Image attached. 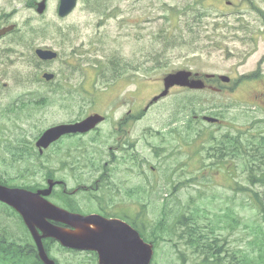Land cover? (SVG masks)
<instances>
[{"label":"rangeland","instance_id":"374dc122","mask_svg":"<svg viewBox=\"0 0 264 264\" xmlns=\"http://www.w3.org/2000/svg\"><path fill=\"white\" fill-rule=\"evenodd\" d=\"M32 1L42 0H0V13L10 14L8 22L19 29L2 42L15 52L7 58L6 74L0 79L7 84V88L0 85V109L19 95L27 103L18 138L10 121L8 133H0V141H8L0 142V179L11 185L43 187L49 167L56 162L50 157L55 147L44 156L37 152L35 143L44 131L91 113L125 115L132 110L141 116L136 138H143L146 146L140 155L148 160L143 171L135 168L130 177V188L135 187V224L148 241L155 242L154 264H182L181 254L192 259L180 237L185 227L176 225L182 215L192 223L196 216L206 236L220 240L225 253L219 258H242L239 255L245 251L257 259H249L250 264H264V252L257 257L259 246L249 244L263 215L252 204L251 194L238 190L242 185L263 192V187L250 185L247 168L241 169L243 157L233 162L229 143L226 150L219 149L225 135H264V111L255 106L256 97L264 92V74L249 77L264 70V0H78L76 10L66 18L58 15L60 0H48L43 16L29 7ZM37 47L54 49L58 61H40ZM70 58L76 66L68 64ZM180 70L231 80H220L224 89L219 92L176 87L169 97L151 104L164 89V76ZM46 71L57 76L48 85L42 79ZM80 82L83 87L72 86ZM233 83L238 92L231 90ZM241 93L243 106L234 100ZM41 96L46 101L36 104ZM147 105L150 109L144 113ZM203 116L223 118L222 124L205 122ZM19 140L23 160L16 163L14 151L5 148ZM86 142L88 151H106L91 137ZM87 160L104 163L108 156ZM229 162L232 178L227 173ZM87 172L92 175L82 177L86 183L97 178ZM56 176L70 182L65 170H56ZM232 182L240 185L232 188ZM84 198L85 210L96 211L97 203L89 195ZM228 211L231 216L226 218ZM231 217L238 220L232 222ZM1 234L33 250L34 261L21 264H40L35 261L30 232L3 205ZM47 248L59 264L94 263L92 256L70 253L55 241H48Z\"/></svg>","mask_w":264,"mask_h":264},{"label":"flooded vegetation","instance_id":"af4514ba","mask_svg":"<svg viewBox=\"0 0 264 264\" xmlns=\"http://www.w3.org/2000/svg\"><path fill=\"white\" fill-rule=\"evenodd\" d=\"M34 5H36V2ZM7 26L14 27L10 33L0 37V79H2L6 74L5 64L7 62V58L9 57L8 52L10 50L2 44V42L9 36L16 34L19 31L17 24L7 23V20L5 21V24L0 25V30ZM38 48L42 47L35 48V54ZM12 52L14 53L15 51L13 50ZM68 64L71 67H74L77 63H74V60L71 59ZM73 79L74 76L72 77V80ZM233 84L234 86L231 90L233 92H238L239 89L237 88V83ZM0 85L3 88H7V84H3L1 81ZM90 85L94 89V81ZM72 86L75 88L83 87L81 82L77 85L72 84ZM87 86L85 87V91ZM208 87L212 91L216 92L224 89L221 82L216 80L209 82ZM77 91L81 93L80 89ZM172 91L173 89L171 92ZM257 98L258 101L255 102V106L264 111V92L257 96ZM234 100L237 101L240 106H243V93L236 96ZM25 105H27V103L23 99L22 95H19L13 103L0 109V123L3 122L0 133H8L6 123L10 121L15 129L12 133L15 134V138H18L19 134L23 131L21 128L23 121L22 107ZM100 114L104 117V120L98 123L94 130L84 134L76 133L64 135L59 138L56 143L51 145L49 149L55 148L50 153V157L56 162L49 167V177L46 180V184L39 189L44 190L49 188L48 183L51 181L53 183V187L50 190V194L47 199L55 206L72 214L83 216L101 215L103 218L108 220L122 221L135 229V217L137 214L134 200L135 187L132 185L130 188V177H134L135 168L138 169V171H143V169L148 166L147 158L140 155V151L145 148L146 144L142 137H138V140L136 138V123L140 121L141 117L136 116L132 110L128 111L125 115H115L109 111H103ZM89 115H83L77 119H71L65 124L78 123ZM218 119L219 122L216 124H222L223 118ZM88 137H91V139L95 142H100L106 147V151H88L89 148L86 142ZM0 142L6 143L8 141L6 139H1ZM137 142L139 143L140 150L136 149ZM5 150L8 152L14 151L16 154L14 161L16 163L22 162L23 146L20 140L17 141L16 146L5 148ZM37 152L40 151L38 150ZM106 155L108 156V160L104 163L91 162L87 160V157L94 160H98V158L103 160ZM56 170H65L67 176L70 178V182L65 179L58 178L56 176ZM87 170L97 174V178L90 183H86L82 179L83 176L92 175V173H88ZM85 195H89V198L97 203L98 207L96 211L85 210L87 205V201L84 198ZM9 208L12 210H10L12 213L13 211L16 213H13L14 215H18L19 219L24 224L22 217L14 209L11 207ZM138 213L142 212L139 211ZM51 223L70 232L77 231L73 224H63L57 221H51ZM58 245L60 244L58 243ZM185 246L186 248H191L192 244L185 243ZM60 248L78 255H90L94 258V263L92 264H101L99 255L96 251L64 248L61 245ZM55 260L56 263L59 264L57 259ZM22 262L24 261L3 260L0 264H21ZM181 262L182 264H243V259L202 257L196 259H186Z\"/></svg>","mask_w":264,"mask_h":264},{"label":"water","instance_id":"95a60500","mask_svg":"<svg viewBox=\"0 0 264 264\" xmlns=\"http://www.w3.org/2000/svg\"><path fill=\"white\" fill-rule=\"evenodd\" d=\"M59 16L67 17L77 6L78 0H60ZM46 0L38 4L37 12L44 13ZM12 28V27H11ZM11 28L0 31V36ZM42 60H53L57 53L51 50L37 51ZM44 79L51 81L54 74L46 73ZM190 73L177 72L169 74L164 79L165 90L154 101L166 96L174 85L187 86L194 89L203 88L200 80H189ZM209 122L216 119L205 118ZM103 118L99 114L89 116L81 123L74 125H58L48 129L37 142V147L48 148L54 141L68 133H85L92 130ZM50 194V189L36 193L19 188L0 185V201L15 208L23 217L25 224L34 237L38 255L44 264H56L44 246V239H56L64 247L81 250H93L99 253L101 264H151L153 245L147 244L140 234L126 223L117 220H107L93 215L83 217L60 209L44 197ZM51 221L63 224H73L76 232H70L53 225ZM39 231L42 233L40 234Z\"/></svg>","mask_w":264,"mask_h":264},{"label":"trees","instance_id":"16d2710c","mask_svg":"<svg viewBox=\"0 0 264 264\" xmlns=\"http://www.w3.org/2000/svg\"><path fill=\"white\" fill-rule=\"evenodd\" d=\"M253 8L256 9L254 5H253ZM231 146H232L233 153H235L233 154L234 156H240L243 153V157L245 159L244 166L247 168V171H248V181L250 185L252 187H255L258 184L263 186L264 185V138L262 139L256 135H251L249 138L243 139V142L241 141V138L239 139L234 138L231 142ZM30 153L32 154V152ZM0 184H5L8 186L11 185V184H8V182H6V180H4L3 178L0 179ZM243 192L251 194L252 204L255 207H257V209L261 213L264 214V193L262 194L261 192H258L256 189H252L248 187H243ZM183 220L185 219H182V218L178 219L176 225L180 224L182 226H185V228L186 227L188 228L187 233H188L189 241L192 245L193 244L196 245L200 241L199 238L201 236H202L201 238H205L204 237L205 233L202 231L200 227L197 226L199 222L196 216H193L194 223L191 222V224H189V222L187 223L182 222ZM161 225L163 226V224ZM174 229L175 228L173 227L172 230L174 231ZM255 232H256L255 238L252 240L251 243L249 242L251 246L260 245L261 241L264 242V240L260 238L261 236H264V226L259 225L257 228H255ZM184 235L185 233L183 232L182 235H180V237ZM219 241H220L219 239H216L212 242L208 241L207 243L208 247L202 248L198 246V247H195V249L205 254H210L212 252L219 253L218 252V246L220 244L218 243ZM3 243L4 242L0 241V263L3 260L10 261V260L18 259V258H21V259L24 258L23 256L19 255L17 252L15 253L14 250H12L13 249L12 244H10V247L7 248L5 246V244L7 243H4V244ZM259 251H260V254L257 257H260V255H262V253L264 252V249L262 247H259ZM250 257L251 255L248 252L243 251V264H249L248 262L249 259L257 260V259H254L255 258L254 255L252 256L253 259H251Z\"/></svg>","mask_w":264,"mask_h":264}]
</instances>
